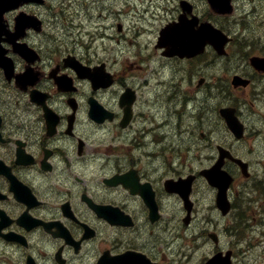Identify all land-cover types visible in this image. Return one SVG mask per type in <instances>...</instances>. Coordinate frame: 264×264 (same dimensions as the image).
<instances>
[{"label":"flooded vegetation","instance_id":"af4514ba","mask_svg":"<svg viewBox=\"0 0 264 264\" xmlns=\"http://www.w3.org/2000/svg\"><path fill=\"white\" fill-rule=\"evenodd\" d=\"M43 2L6 12L0 32L7 67L0 64V264H205L217 253L250 264V254L263 257L264 0ZM20 14L19 52L7 31ZM164 30L169 49L180 36L181 46L205 52L163 56ZM219 30L230 39L223 57ZM105 39L134 60L98 45ZM151 64L160 65L154 74L166 98L153 120L141 89L149 79L134 78ZM224 107L240 129L227 124ZM169 110L180 116L175 127ZM165 127L181 134L175 157L170 141L159 139ZM189 143L210 150L211 164L219 147L231 156L227 228L199 220L203 177L193 184L190 223L183 197L167 186L190 174L182 156ZM217 195L211 188L220 215ZM222 230L229 240L212 242ZM204 241L212 242L210 253L196 254Z\"/></svg>","mask_w":264,"mask_h":264},{"label":"rangeland","instance_id":"374dc122","mask_svg":"<svg viewBox=\"0 0 264 264\" xmlns=\"http://www.w3.org/2000/svg\"><path fill=\"white\" fill-rule=\"evenodd\" d=\"M127 55L128 56H132V58H133V54L132 53H127ZM156 68V65H153L152 67H150V66H148L147 68H146V71H145V76H147L148 78H150L151 76H152V74H154V72H155V70H153V69H155ZM153 71V72H152ZM151 72V74H149ZM148 73V74H147ZM138 80H140V77L138 78ZM155 84H156V82H154L153 83V85L152 84H150V86L148 85V87H150V88H155L156 86H155ZM157 88V87H156ZM145 90V89H144ZM149 92H154V96H153V98L151 99V100H149L148 101V106H147V112H146V117L148 118V119H154L155 118V115H154V111H157V109L158 108H164V109H166V104H165V102L166 101H164L163 99H162V96H161V92L162 91H160L159 89H149L148 90ZM157 94H156V93ZM157 95V96H156ZM163 101H164V103H163ZM163 104H164V106H163ZM151 112V113H150ZM153 112V113H152ZM149 116H150V118H149ZM164 116V113H163V115L161 116V117H158L159 119H162V117ZM152 117H154V118H152ZM169 118L170 119H172V121L170 122V124H171V127H175L177 124L175 123L174 124V121L175 120H179L180 121V116L179 117H176V115H175V112L173 111V110H169ZM185 118V117H184ZM184 118H183V120H184ZM142 120H146V118L145 117H143L142 116V118H141ZM157 119V118H156ZM155 119V120H156ZM155 123H156V121H155ZM155 126V125H154ZM156 128V127H155ZM156 131V130H155ZM160 131L162 132V134H164L165 136H166V139H168V137H169V135L167 134V132L169 131H171V128H169V127H165V128H160ZM156 134V133H155ZM171 134H173V132L171 133ZM164 135H162V139H164L165 137H164ZM181 134L180 133H176V135L174 134L173 136L175 137V139L176 140H179V136H180ZM168 136V137H167ZM148 139H151V137H148ZM194 153V152H193ZM191 162V164H194V166L196 165V161L195 160H191L190 161ZM209 200L210 199H208V193H207V190H206V188H205V191H204V202H209ZM205 214H209V215H211L212 214V211L211 210H208V209H206L205 211ZM203 214V213H202ZM204 215V214H203ZM207 219H209L210 221L211 220H213V217H210V216H207ZM225 225H226V223L224 222H221L220 224H219V226L220 227H225ZM211 251V249H210V247L209 246H207V245H204L203 246V252L204 253H206V252H210ZM255 256V255H254ZM246 258H248V257H246ZM245 258V259H246ZM250 258V257H249ZM251 260H249L250 261V264H252V262H254V259L253 258H250ZM256 264H264V258L263 259H261V260H259L258 262H256Z\"/></svg>","mask_w":264,"mask_h":264},{"label":"water","instance_id":"95a60500","mask_svg":"<svg viewBox=\"0 0 264 264\" xmlns=\"http://www.w3.org/2000/svg\"><path fill=\"white\" fill-rule=\"evenodd\" d=\"M19 0H0V14L4 12V10L11 9L18 4ZM1 52V51H0ZM209 179L211 178L208 176ZM211 180V179H210ZM191 180L188 179V186H190Z\"/></svg>","mask_w":264,"mask_h":264},{"label":"bare ground","instance_id":"6f19581e","mask_svg":"<svg viewBox=\"0 0 264 264\" xmlns=\"http://www.w3.org/2000/svg\"><path fill=\"white\" fill-rule=\"evenodd\" d=\"M153 70H155V69H153ZM152 72H153V71H152ZM147 74H148V73H147ZM149 74H151V72H150ZM155 74H156V73H155ZM152 75H153V74H152ZM156 75H157V74H156ZM158 75H159V74H158ZM161 75H162V74H161ZM147 79H148V78H147ZM165 80H167V79H165ZM170 80H171V79H170ZM170 80H169V82H170ZM176 80H177V79H176ZM148 81H149V80H148ZM148 81H147V82H148ZM171 81H172V80H171ZM173 81H174V80H173ZM178 81H179V80H178ZM181 81H182V80H181ZM164 82H165V81H164ZM162 83H163V82H162ZM166 83H167V81H166ZM166 83H165V84H166ZM140 84H141V83H140ZM142 84H143V83H142ZM159 84H160V83H159ZM152 85H153V84H152ZM167 85H168V84H167ZM172 85H173V84H172ZM139 86H140V85H139ZM147 86H148V85H147ZM149 86H150V85H149ZM159 86H160V85H159ZM159 86H158V87H159ZM163 86H164V85H163ZM169 86H170V85H169ZM175 86H176V85H175ZM141 87H142V86H141ZM141 87H140V88H141ZM166 87H167V86H166ZM178 87H179V86H178ZM181 87H182V86H181ZM153 88H154V87H153ZM171 88H172V87H171ZM158 89H160V87H159ZM174 89H175V88H174ZM148 90H149V89H148ZM152 90H153V89H152ZM154 90H155V88H154ZM162 90H164V89H162ZM166 90H167V89H166ZM164 91H165V90H164ZM164 91H163V92H164ZM176 91H179V89L176 90ZM168 92H169V91H168ZM155 93H156V92H155ZM164 93H165V92H164ZM166 93H167V92H166ZM173 93H174V92H173ZM180 93H181V92H179V95H180ZM162 94H163V93H162ZM176 95H177V94H176ZM156 96H157V95H156ZM161 96H162V95H161ZM165 96H166V95H165ZM170 96H171V94H170ZM170 96H169V97H170ZM177 96H178V95H177ZM169 97H168V98H169ZM163 98H164V97H163ZM163 98H162V99H163ZM165 99H166V98H165ZM165 99H164V100H165ZM172 100H173V99H172ZM193 101H194V100H193ZM171 102H172V101H171ZM173 102H174V101H173ZM173 102H172V103H173ZM190 102H191V101H190ZM163 103H164V101H163ZM165 104H166V102H165ZM176 104H177V102H176ZM163 106H164V104H163ZM174 106H175V105H174ZM168 108H169V107H168ZM162 110H163V109H162ZM150 113H151V112H150ZM152 113H153V112H152ZM154 113L156 114V111H154ZM159 114L161 115V113H159ZM167 114H168V113H167ZM162 115H163V114H162ZM165 115H166V114H165ZM156 117H157V116H156ZM165 117H166V116H165ZM149 118H150V116H149ZM152 118H154V117H152ZM163 118H164V117H163ZM167 118H168V117H167ZM158 119H159V118H158ZM152 120H153V119H152ZM159 120H160V119H159ZM167 120H168V119H167ZM155 121H156V120H155ZM155 121H154V122H155ZM152 122H153V121H152ZM162 123H163V122H162ZM162 123H161V124H162ZM155 126H156V125H155ZM157 126H158V124H157ZM148 127H149V126H148ZM158 127H159V126H158ZM154 129H155V128H154ZM156 129H158V128H156ZM168 133H169V132H168ZM217 137H218V136H217ZM217 137H216V138H217ZM213 144H214V143H213ZM186 228H187V227H186ZM194 228H195V227H194ZM188 229H189V228H188ZM172 230H173V229H172ZM185 230H186V229H185ZM205 236H206V235H205ZM174 249H175V248H174ZM170 253H171V252H170ZM176 257H177V256H176Z\"/></svg>","mask_w":264,"mask_h":264}]
</instances>
